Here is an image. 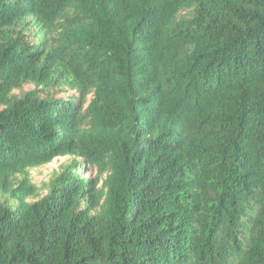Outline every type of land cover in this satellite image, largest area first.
I'll use <instances>...</instances> for the list:
<instances>
[{
  "label": "trees",
  "instance_id": "16d2710c",
  "mask_svg": "<svg viewBox=\"0 0 264 264\" xmlns=\"http://www.w3.org/2000/svg\"><path fill=\"white\" fill-rule=\"evenodd\" d=\"M1 196L0 264H264V0H0Z\"/></svg>",
  "mask_w": 264,
  "mask_h": 264
},
{
  "label": "rangeland",
  "instance_id": "374dc122",
  "mask_svg": "<svg viewBox=\"0 0 264 264\" xmlns=\"http://www.w3.org/2000/svg\"><path fill=\"white\" fill-rule=\"evenodd\" d=\"M33 86L26 85L23 87L24 91L32 90ZM75 95L71 91H67L66 93H55V96L63 97L65 99ZM71 163L70 157H63L54 159L51 163L41 166L39 168H35L28 171L31 182L38 188L39 197L46 195L48 191V183L49 181L55 177L57 174L62 172L66 167ZM78 171L83 174L85 178H96L97 172L96 170H82L81 168ZM30 202H33L34 199H30ZM0 202L6 207H14V203L10 201L6 196L0 197Z\"/></svg>",
  "mask_w": 264,
  "mask_h": 264
}]
</instances>
